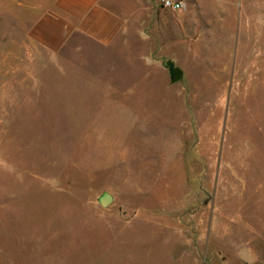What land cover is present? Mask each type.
I'll use <instances>...</instances> for the list:
<instances>
[{
    "label": "rangeland",
    "instance_id": "obj_1",
    "mask_svg": "<svg viewBox=\"0 0 264 264\" xmlns=\"http://www.w3.org/2000/svg\"><path fill=\"white\" fill-rule=\"evenodd\" d=\"M53 2L0 0V264H239L212 254L226 226L262 256L264 0L244 1L238 49L196 22L169 53L137 50L136 0L127 48L52 50L33 24Z\"/></svg>",
    "mask_w": 264,
    "mask_h": 264
},
{
    "label": "crops",
    "instance_id": "obj_2",
    "mask_svg": "<svg viewBox=\"0 0 264 264\" xmlns=\"http://www.w3.org/2000/svg\"><path fill=\"white\" fill-rule=\"evenodd\" d=\"M181 1L187 4L186 9L172 11L164 8L159 0H136L134 30L137 50L169 53L174 51L179 43L190 45L192 28L196 22H201L202 28H206L202 35L204 44L226 45L228 51H233L235 45V49H238L239 20L245 0ZM224 21H235L236 25L235 33L226 38L218 37L214 33L217 27L224 29ZM129 29L126 0H54L53 6L42 13L33 24L34 34L55 51L63 47L73 36H83L105 46L120 42L127 48ZM197 43L198 41L194 42ZM218 49L224 50L223 47ZM142 56L145 62H149L147 54ZM245 231H248L247 227ZM211 232L212 226L201 235L207 254L208 251L211 254L212 246L209 242ZM234 233L229 226L225 227L222 234L217 232L216 236L221 242L226 240L229 249L217 248L212 254L223 253L226 257L231 255L239 260V264H253L264 260V244H261L262 256L255 258L253 240L244 238L239 230L238 236L229 238ZM226 257L223 256L221 259L225 260Z\"/></svg>",
    "mask_w": 264,
    "mask_h": 264
},
{
    "label": "water",
    "instance_id": "obj_3",
    "mask_svg": "<svg viewBox=\"0 0 264 264\" xmlns=\"http://www.w3.org/2000/svg\"><path fill=\"white\" fill-rule=\"evenodd\" d=\"M171 66L169 67V71L171 73V78L173 81H177L182 77V71L179 67L175 66L173 62H171ZM113 197L110 193L105 192L101 197V203L103 205H107L112 201Z\"/></svg>",
    "mask_w": 264,
    "mask_h": 264
},
{
    "label": "built area",
    "instance_id": "obj_4",
    "mask_svg": "<svg viewBox=\"0 0 264 264\" xmlns=\"http://www.w3.org/2000/svg\"><path fill=\"white\" fill-rule=\"evenodd\" d=\"M160 4L167 9L173 11H181L186 9L187 4L181 0H159Z\"/></svg>",
    "mask_w": 264,
    "mask_h": 264
},
{
    "label": "trees",
    "instance_id": "obj_5",
    "mask_svg": "<svg viewBox=\"0 0 264 264\" xmlns=\"http://www.w3.org/2000/svg\"><path fill=\"white\" fill-rule=\"evenodd\" d=\"M171 62H172V61H166V62H165V65L169 68V67L171 66V64H172Z\"/></svg>",
    "mask_w": 264,
    "mask_h": 264
}]
</instances>
